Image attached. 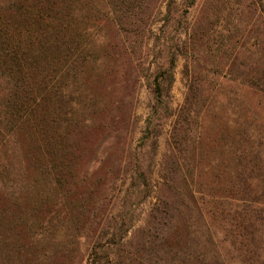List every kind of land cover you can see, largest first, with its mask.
<instances>
[{"label": "rangeland", "instance_id": "rangeland-1", "mask_svg": "<svg viewBox=\"0 0 264 264\" xmlns=\"http://www.w3.org/2000/svg\"><path fill=\"white\" fill-rule=\"evenodd\" d=\"M67 1L90 55L55 150L0 86V264H264V0Z\"/></svg>", "mask_w": 264, "mask_h": 264}, {"label": "trees", "instance_id": "trees-1", "mask_svg": "<svg viewBox=\"0 0 264 264\" xmlns=\"http://www.w3.org/2000/svg\"><path fill=\"white\" fill-rule=\"evenodd\" d=\"M85 3L90 11L99 8V3L108 4L109 13L102 16L109 15L113 20H129L132 15L130 0H108V3L107 0H85ZM69 5L72 2L67 0H0V86L5 91L4 116L14 123L40 121L43 150H55L56 126L53 124H57V119L71 115V95L65 94L72 86L68 81L73 70H65L72 61L69 56L78 50L77 60L80 55L84 59L90 55L86 52L88 28L86 25L79 27L77 17L70 15ZM91 18L88 20L93 25L96 20L102 21ZM98 25L100 22L95 27ZM137 29L139 27L135 25V35ZM162 73L161 79H164L168 74ZM169 77L171 79L170 74ZM161 90L160 83L156 82L153 89L156 97H160ZM46 128L50 136L45 135ZM58 157L56 150L44 152L41 158V166L49 168L55 178L65 167ZM250 164H245L240 171L242 182L255 171Z\"/></svg>", "mask_w": 264, "mask_h": 264}]
</instances>
